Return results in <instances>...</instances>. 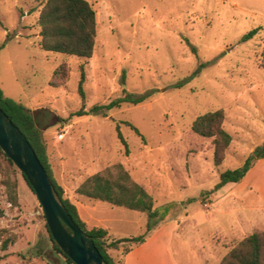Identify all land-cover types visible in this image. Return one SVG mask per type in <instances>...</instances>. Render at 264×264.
Returning <instances> with one entry per match:
<instances>
[{
    "label": "rangeland",
    "instance_id": "rangeland-1",
    "mask_svg": "<svg viewBox=\"0 0 264 264\" xmlns=\"http://www.w3.org/2000/svg\"><path fill=\"white\" fill-rule=\"evenodd\" d=\"M88 1L97 36L92 57L83 58L41 48L39 2L0 0V89L34 110L54 176L87 228L109 226L116 237L145 231L146 213L77 192L88 176L120 162L152 194L154 223H167L174 263L219 264L244 237L264 231V158L251 168L254 184L244 187V178L214 190L221 172L240 167L264 142V0ZM61 64L68 77L56 86ZM81 65L91 113L72 116L82 103ZM128 94L144 100L91 111ZM217 109L233 138L220 166L212 138L192 129L198 115ZM16 176L12 205L0 174V247L15 240L0 249V264H71L53 248L36 194Z\"/></svg>",
    "mask_w": 264,
    "mask_h": 264
},
{
    "label": "trees",
    "instance_id": "trees-1",
    "mask_svg": "<svg viewBox=\"0 0 264 264\" xmlns=\"http://www.w3.org/2000/svg\"><path fill=\"white\" fill-rule=\"evenodd\" d=\"M36 1L42 6L38 17L41 48L46 51L83 58L92 57L97 36V21L96 11L88 0ZM255 31L256 29L246 32L242 40L246 41L251 39ZM53 76L54 81L52 84L56 86L62 85L68 77L67 65L61 64ZM57 78L62 80L60 84H57ZM85 80L86 74L83 65H81L78 92L81 96L82 103L77 111L71 113L72 116H84L91 113L90 110L86 109ZM143 100L144 97L133 98L128 94L116 98L107 104L94 105L91 111L99 112L101 110H110L120 106L123 102L137 104ZM0 107L20 127L33 145L48 173L57 199L77 224L93 238L103 255L104 264H122L123 256L129 253L133 247L143 243L156 227L154 219L158 216V210L155 208L152 194L132 177L131 173L122 163L117 162L105 167L82 181L77 188V192L91 199L108 202L113 206L146 213L148 215L146 229L139 235L111 239L107 228L101 226L87 228L88 224L82 218L77 204L65 195L64 187L54 176L44 134L38 125L34 110L22 101L6 96L1 89ZM225 118V111L223 109H217L198 115L192 122L194 132L204 137L212 138L214 146L213 161L215 166H220L223 163L226 152L233 139L232 135L224 127ZM59 121L65 122V118L59 117ZM125 123L131 126L138 135H141L139 129L130 122L126 121ZM117 131L118 138L125 145L126 151L129 152L128 142L120 130V125L117 126ZM260 158H264V142L257 148L256 153L249 156L240 167L221 172L220 180L215 185L214 190L222 188L227 183L243 180L253 167L255 161ZM18 172L22 174L34 192L26 176L0 147V174L4 175L3 184L6 187L9 201L12 205H17L19 202L18 179L16 176ZM45 225L53 248L63 254L69 263L75 264L66 256L56 241H54L48 224L46 223ZM14 242L15 240L13 238L7 237L3 240L0 249L5 250ZM126 243L130 244L125 247L124 245ZM111 248L120 249L123 252L122 258L119 261H116L109 253V249ZM219 264H264V231L253 232L244 237L224 255Z\"/></svg>",
    "mask_w": 264,
    "mask_h": 264
},
{
    "label": "water",
    "instance_id": "water-1",
    "mask_svg": "<svg viewBox=\"0 0 264 264\" xmlns=\"http://www.w3.org/2000/svg\"><path fill=\"white\" fill-rule=\"evenodd\" d=\"M0 147L26 176L45 215L54 241L75 264H104L93 238L57 199L48 173L20 127L0 107Z\"/></svg>",
    "mask_w": 264,
    "mask_h": 264
},
{
    "label": "crops",
    "instance_id": "crops-1",
    "mask_svg": "<svg viewBox=\"0 0 264 264\" xmlns=\"http://www.w3.org/2000/svg\"><path fill=\"white\" fill-rule=\"evenodd\" d=\"M255 171H250L245 177V185L248 186L250 183L254 184L252 179ZM79 209V208H78ZM80 212V211H79ZM83 218V217H82ZM84 219V218H83ZM85 220V219H84ZM86 221V220H85ZM87 222V221H86ZM88 223V222H87ZM101 226L109 230V235L111 239L124 238L127 236L116 237L111 234V228L109 226L102 225H93ZM170 238V232L167 228V223H163L156 227L146 238V240L133 247V249L123 256L122 264H175L168 247V242ZM204 241V250L201 251L202 259L201 261L207 262L206 253L207 249L205 248ZM210 249V246H209ZM121 252L120 249L111 248L109 253L115 258L117 254Z\"/></svg>",
    "mask_w": 264,
    "mask_h": 264
}]
</instances>
